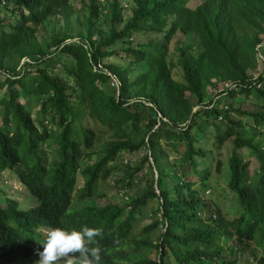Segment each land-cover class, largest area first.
Instances as JSON below:
<instances>
[{"label":"trees","instance_id":"1","mask_svg":"<svg viewBox=\"0 0 264 264\" xmlns=\"http://www.w3.org/2000/svg\"><path fill=\"white\" fill-rule=\"evenodd\" d=\"M129 1L124 19L119 0H104L107 12L100 0H86L73 27L70 0H0V193L9 170L34 199L19 206L0 196V264L42 250L49 228L85 225L103 230L100 264H240L243 251L264 264V62L258 68L256 58L264 0ZM56 14L62 26L40 41L38 24ZM177 31L200 45L174 46L183 82L166 59ZM137 33L154 36L134 41ZM117 40L124 46L111 48ZM112 54L135 72L106 61ZM237 96H251L255 108L234 104ZM208 126L218 143L232 145L226 185L242 210L231 218L202 194L209 173L195 157L205 154L199 138ZM50 142L56 155L47 160ZM237 148L249 150L252 172ZM133 150L142 153L132 164L117 162ZM169 152L180 154L182 168ZM110 176L124 190L142 185L124 203H97V187ZM151 200L155 217L139 225Z\"/></svg>","mask_w":264,"mask_h":264},{"label":"rangeland","instance_id":"2","mask_svg":"<svg viewBox=\"0 0 264 264\" xmlns=\"http://www.w3.org/2000/svg\"><path fill=\"white\" fill-rule=\"evenodd\" d=\"M86 0H70L71 5V13L69 16V23L71 26H77L79 25L78 19H81L84 15V7L83 3H85ZM103 12H107L106 6L104 5V0H100ZM121 4L126 5L123 9V18L125 19L127 15L129 14V6L130 1L129 0H119ZM199 0H190L189 2L191 4L198 2ZM102 14H100L98 23L101 28L105 29L107 24L102 21ZM63 24L62 18L59 14L52 15L47 17L45 20H43L40 24L37 26L36 35L39 38L40 41H44L47 39L48 35L52 32L53 29L57 27H61ZM115 26L119 28L121 26V23H116ZM74 33V32H72ZM154 36L153 34L147 33V34H134L132 39L134 41H145L148 37ZM189 41L193 44L192 51L195 52L197 49H199V40L197 38L183 35L181 32H175L174 35L170 38L168 41V50L166 54V59L169 63L170 69H171V76L176 79L177 81L183 82L182 75H181V69L176 64V51H175V44H181ZM121 46H124L123 43L120 41H116L111 48H120ZM82 57L78 60L81 62ZM68 60V59H67ZM106 61H113L120 63L122 65L129 64V67L131 68L130 74H133L135 72V67L132 63H129L126 59H123L121 57H115L113 54L110 56H107L105 58ZM259 68V66H258ZM258 68L253 71V74H255L258 71ZM2 89H0L1 93ZM211 92V89H207V94L209 95ZM187 94V93H186ZM252 97L251 96H237L232 99L234 104L242 107V108H255V105L252 103ZM225 97L222 98V103H225ZM36 108L32 109V118L36 121ZM249 120L248 118H246ZM221 120V119H220ZM44 124L47 127H54L55 124H52L49 121L43 120ZM85 121V120H84ZM214 121L217 122L219 119L214 118ZM222 121V120H221ZM220 121V127L223 126L222 122ZM88 124L91 123L90 118H87ZM40 126V125H39ZM56 128V127H55ZM106 135V134H105ZM104 135V137H105ZM199 138V144L202 146L203 150L205 151V154L202 156H196L195 160L197 162V167H206L208 169V179H207V188L202 194L206 196L210 201H212L221 211V214L224 215L225 218H231L235 216L237 213L241 212L242 208L237 206V204H234L233 201V195L229 188L226 185L227 179H228V157L231 154L232 151V145L230 143V139L227 138L223 140V142L218 143L217 140L214 137V130L212 127L208 126L206 129H204V132L200 135ZM103 139V136L101 137ZM45 148L46 153V159L50 160L55 157L54 152V143L49 144H43ZM98 146V143H94V147L96 148ZM237 151L239 154H241L244 158L248 159V169L250 172L253 171V166L255 165L254 159L249 155V150L246 148H237ZM141 150H133L130 153H125L124 151L120 152L118 154V160L117 162H120V160H127L130 164H132L135 160L139 158L141 155ZM97 153L91 155V159L96 158ZM179 153L176 152H169L168 154V160L172 161L177 167L182 168L183 164H179ZM84 162L88 161L89 159L84 158L82 159ZM218 161V169L215 168V164ZM122 162V161H121ZM9 170H4L1 173V188L2 192L0 193L1 198L6 199L7 197L10 198L14 203H16L19 206L32 204L34 203V199L28 196L27 192L23 188L21 184L17 182L15 177L11 174ZM117 176V174H115ZM76 184L78 186L81 185V177L79 174H77L76 178ZM197 182V181H196ZM142 185V181L139 183H134L131 185L130 189L124 190L123 188L115 187L114 182L112 180V176L108 177L107 180L101 181L98 185L97 192L100 194L96 198L97 203H103L105 201H117L119 203H124L128 196L135 195L138 193L139 188ZM156 201L151 200L145 207L143 208L142 214L139 218V225L144 224L151 218L155 217L154 212L152 209L155 207ZM238 209L236 210V207ZM160 231L159 225L150 233L151 238H155V236ZM253 244L251 243V246ZM257 255L259 254L258 250H255ZM150 257L153 256V253L149 254ZM250 257V253L243 251L239 253L238 260L240 264H248V260ZM39 260V257L35 254V250L32 252V254L23 260L22 264H35V262ZM21 263V260H20Z\"/></svg>","mask_w":264,"mask_h":264},{"label":"clouds","instance_id":"3","mask_svg":"<svg viewBox=\"0 0 264 264\" xmlns=\"http://www.w3.org/2000/svg\"><path fill=\"white\" fill-rule=\"evenodd\" d=\"M102 235L101 228L86 225L71 231L60 227L49 228L46 239L41 243L42 250H35L39 257L35 264H100L102 249L96 238ZM26 258L19 259V263L21 260L22 264ZM253 262L249 257L248 264Z\"/></svg>","mask_w":264,"mask_h":264},{"label":"built area","instance_id":"4","mask_svg":"<svg viewBox=\"0 0 264 264\" xmlns=\"http://www.w3.org/2000/svg\"><path fill=\"white\" fill-rule=\"evenodd\" d=\"M256 58H257V61H258V66L259 68L262 67L261 66V62H264V39H262L257 45H256ZM257 73V72H256ZM255 73V74H256ZM253 74V75H255ZM234 83H227V82H224L223 83V87H226V86H233ZM256 85L258 86L259 83H256ZM222 88V87H220ZM225 107V105H224ZM217 118L219 119L220 118V115H217Z\"/></svg>","mask_w":264,"mask_h":264}]
</instances>
